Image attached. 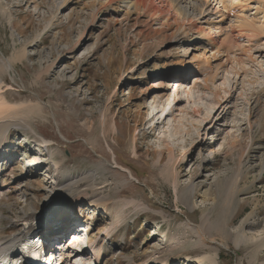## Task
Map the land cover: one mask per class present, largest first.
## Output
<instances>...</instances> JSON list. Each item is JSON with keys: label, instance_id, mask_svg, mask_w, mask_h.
<instances>
[{"label": "rangeland", "instance_id": "obj_1", "mask_svg": "<svg viewBox=\"0 0 264 264\" xmlns=\"http://www.w3.org/2000/svg\"><path fill=\"white\" fill-rule=\"evenodd\" d=\"M205 1L212 11L218 6ZM106 2L0 0L8 8L0 7V57L13 66L4 73L0 58L4 116L19 126L28 121L46 144L9 130L13 144L5 154L16 157L0 167L3 236L15 234L10 220L33 205L44 231L66 214L75 220L67 229L83 230L88 246L73 259L80 247L68 245L71 232L54 230L49 243L67 239L70 248L60 253L64 264H196L195 257L211 254H218L217 264H264V35L249 55L227 56L200 33L208 29L207 13L190 25L172 15L168 26ZM237 9L260 18L254 9L255 16ZM224 25L213 37L223 38ZM172 81L182 84L181 102L151 131L171 107ZM153 111L158 116L149 123ZM88 172L96 174L104 208L84 201L69 213L66 200L48 197L60 188L57 173L65 184ZM190 184L188 209L177 191ZM133 201L145 210L126 206ZM203 214L209 225L202 229ZM202 241L211 254L196 247Z\"/></svg>", "mask_w": 264, "mask_h": 264}, {"label": "bare ground", "instance_id": "obj_2", "mask_svg": "<svg viewBox=\"0 0 264 264\" xmlns=\"http://www.w3.org/2000/svg\"><path fill=\"white\" fill-rule=\"evenodd\" d=\"M65 1H67V0H65ZM106 1H107L106 5H108V7L121 4L124 6V8H126L127 12L131 10L136 14H138V13L146 14V15H149L150 18L153 17L154 21H160L163 19V23H165L168 26L171 23L170 17H172V15H174L176 17L177 16L181 17V18H179L181 20H179L178 23H180L182 21L184 24L185 23L189 24V21H191L192 19L195 20L196 17L203 16L204 13H207L206 14L207 18H206L205 22L207 23L208 29H202L200 31V33L205 36L206 44L208 47L214 46V48H217V51H221V53L223 52L227 56H231L232 54L234 55L237 52L242 53V56H246L249 53V51H251L252 48L254 47V43L260 42V40H262L261 38L264 35V1H261V0H257V1H255V0H238V2H237V0H233L234 2H237L236 4H238V5H236L235 3L232 4L231 1L226 2V0H225V2H224V0H214V2H216V5H218V6L216 9H213V11H212V9L209 8V5H208L209 2L205 1V0H106ZM255 3H256V5H255ZM65 4H66V2L64 3V5ZM60 6H62V4ZM253 6L256 8H254ZM0 7L4 8V5H2V3H1ZM237 7H240L242 14L244 11H247V12L253 11L254 16H255L254 10H256L259 13L260 18L257 19V18H254L252 16L248 17L245 15L241 16L240 13H238L239 11L237 12V14H234L232 17H230V14L233 13L234 11H236ZM250 8H251V10H247ZM7 10H8V8H4V12H7ZM217 15L221 16V20L214 22L212 20V17H215ZM175 19H177V18H175ZM222 22H223V25L225 24L224 25L225 28L220 30L222 32L221 35H223V38L220 39L217 36L213 37V33H215L216 30H218L219 25H221ZM174 23H177V22L173 21V24ZM226 23L228 24V26ZM185 25H187V24H185ZM192 25H194V24H192ZM198 27H200V26H198ZM240 38L243 40L240 41ZM235 50H237V51H235ZM238 55H240V54H238ZM25 57H26L25 54H20V56L17 58V61L21 62L22 59H24ZM245 58H247V57H245ZM248 58H249V56H248ZM14 59H15V57L13 58V60ZM249 59L252 60V58H249ZM1 60H2V62H5V65H3V66H5L4 73L5 72L10 73L13 70V66L11 67L12 59L5 61L1 58ZM238 60H240V58ZM242 60H243V58H242ZM177 73H178V71H177ZM1 75H2V72L0 73V86L2 84ZM176 75H178V74H176ZM152 83H154V82H152ZM168 84H170V86H169V89L167 88V90H172V91L174 90L172 92V96L167 99V102L169 104H171V107H170V109L168 108L169 109L168 112L164 111L163 117H160L154 125H151V127L149 128V130H151V131L156 130L160 125L164 124L167 117L173 115L174 107L178 103L181 102L179 97H178V94L180 92V84L181 83L179 81H172V82H169ZM156 86H157V84H155V83L151 85L152 88H155ZM181 86H182V84H181ZM140 99H143V98L142 97L138 98V100H140ZM157 99H156L157 102L161 101L163 99V94H161ZM7 110H8V105L4 101V97L1 96V94H0V161L2 159H5L4 162H0V167L5 168V170L8 169L9 164H12V163H10V162H12V158L16 157V155L14 157H9V156H7V154H5V152H6L5 149L11 147V145L13 144L8 139V133H9L10 128L21 129L23 131V133L30 132L33 135V141L32 142L35 144V146L46 148V144L43 141H41L36 135L33 134V128L31 127V124L28 121L24 120L22 126H19L17 123H14V122H13V124H11L8 121L7 117L4 116V114ZM155 112H157V111H155ZM157 116H158V113H154V111H153V113H150V116H148L149 117L148 122L150 123L153 120H156L155 118H157ZM197 127H199L198 124H197ZM231 147H232V145H231ZM54 154H55L54 152L48 151L49 157H52ZM212 154H214V152H212V150H211L210 155H212ZM8 158H9V160H8L9 163H7ZM32 161H35V160L31 159V162ZM207 161H208L207 157L202 159V163H206ZM13 162H16V163H13V165H16L18 162V158L16 160H13ZM58 164H59L58 162L55 163L56 166ZM41 165H42V163H41ZM41 165L39 164V166H41ZM57 172L59 173V171H57ZM58 173H57V177L54 181H55V185H57V187H60V188H58V191L56 193H51L48 197H50L54 200H57L58 202H63L62 199L66 200V203H68L69 206L67 205L68 209H65L66 210L65 212L73 213L72 210H74L75 208H72V207H75V205L81 204L84 201H89L90 205L92 207H95V208H101V207L104 208L105 207L106 198H104L102 196L101 188H99L95 184V179H96L95 175L96 174L94 172H88L86 174H83L81 176V178H79V179H75V178L66 179L65 184L63 182H61V178L58 176ZM1 183H3V180H0V189L3 187L1 185ZM61 189H63L62 192L60 191ZM177 193L179 196V201L183 205H185L188 209H191L192 206L190 204L191 203L190 201H191L192 195L195 194V187L192 184H190V185L186 186V188H181L180 190H178ZM84 195L87 198H81V196H84ZM128 205L135 207V209L138 211L139 210L140 211L145 210L144 206L139 205V204H137L138 205L137 206L136 204H134V201L128 202V203L126 202V206H128ZM43 206H44V204H43ZM33 209H34L33 205L29 206L28 212L26 214L20 216L16 220L15 219L10 220V223H9V224H11L10 228L15 227L14 230L16 232L12 236H8L9 238L3 236L4 233L6 232V229L3 228L4 229L3 230L0 226V256L2 254L10 255L11 257H10V261L8 264H16L17 261L21 260V253H20L21 245L26 240V237L29 236L32 232H34L37 229L39 231L37 233V235L42 237L40 244L43 246L46 244H49L50 238L52 235H54L55 232L58 233L57 231L54 232V230H56L58 228V226H61V228H62V229L60 228L58 230L59 232L64 233L65 231L68 232V230H69V232H71L70 233L71 236H69V238H72L71 242L81 240L80 236H81V233L83 230H79V231H77L76 234H74V233H72L73 230L74 229L78 230L79 227H77V228L73 227L72 229H67V227H69V226L71 227V223H73L75 221V220H70V215L66 214V215L60 217L59 219H56L57 222L55 221L56 224L54 225V228L47 230V231H44V230H46L45 229L46 226H42V227L38 228V226H35L32 224L34 219L38 215L36 210H33ZM201 218H202L201 219L202 229L204 226L208 227V225H209L208 217H206L203 214ZM1 224L2 223H0V225ZM210 228L211 227L209 226V229ZM82 229H83V227H82ZM207 238H208V236H207ZM202 239H203V237H202ZM62 240H64V239H62ZM209 241H211V240H209ZM66 243H67V240H66V242H64V246L66 245ZM86 243H89V240ZM62 245H63V242H60L57 245L58 246L57 248H55L53 246H48V247H46V250L49 253L58 252V250H59V252L61 253L63 248H64V247H62ZM87 246H88V244H87ZM199 246L205 250H208L209 254H211L210 253L211 251L213 252V249L211 248V246H209V243L207 244L204 241H202L200 244H198V242H197L196 247H199ZM86 247L80 248L79 250H73V256L71 258L73 259L76 256H81V254L85 251L84 249ZM89 247L92 250V254L96 255L97 252H95V249L97 248V245H96V247H94V243H93V245H91ZM67 249L70 250L69 247L65 248V250H67ZM78 253H80V254H78ZM61 255L59 256V261H61V264H64V261H62V259H61ZM51 259H53V257H51ZM96 260L98 262V259H96ZM217 260H218V254H214V255L211 254V255H204V256L201 255L199 257L194 258V261L196 262V264H217ZM162 264H167V262L164 261Z\"/></svg>", "mask_w": 264, "mask_h": 264}]
</instances>
